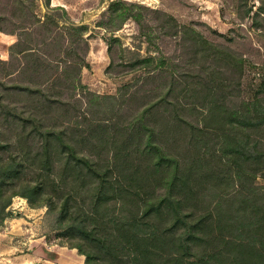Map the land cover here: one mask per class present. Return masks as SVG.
<instances>
[{
  "label": "trees",
  "instance_id": "1",
  "mask_svg": "<svg viewBox=\"0 0 264 264\" xmlns=\"http://www.w3.org/2000/svg\"><path fill=\"white\" fill-rule=\"evenodd\" d=\"M109 10L121 22L133 17L144 25L141 4L114 0ZM116 40H108L110 66ZM15 45L27 60L26 74L53 68L31 47ZM213 49L206 56L221 59ZM152 60L137 59L145 67ZM69 64L76 72L68 89L77 86L81 67ZM61 81L0 88V127L16 128L12 138L0 139V224L20 195L34 208L47 206L52 227L86 264H264V191L256 184L264 175L261 97L234 108L213 98L200 125L188 114L201 101L180 100L187 89L201 96L198 84L179 86L172 73L168 88L138 112L85 125L76 114L69 132L57 128L58 109L67 117L72 107L54 94ZM14 88L23 105L9 100ZM209 191L215 204L203 207Z\"/></svg>",
  "mask_w": 264,
  "mask_h": 264
},
{
  "label": "rangeland",
  "instance_id": "2",
  "mask_svg": "<svg viewBox=\"0 0 264 264\" xmlns=\"http://www.w3.org/2000/svg\"><path fill=\"white\" fill-rule=\"evenodd\" d=\"M47 1L0 0V88L41 82L50 86L60 78L54 94L58 97L60 93L72 107L67 117L58 109L57 128L75 130L71 121L76 114L85 125L90 119L106 121L119 113L126 117L129 111L138 112L168 88L172 73L178 74L179 86L191 81L198 84L201 96L187 89L180 100L188 105L201 101L199 109L188 114L200 125L213 98L224 97L233 108L256 97L264 100V0H124L145 7L144 25L133 17L122 22L120 17H111L114 0H49V6ZM164 18L168 24L162 28ZM113 37L118 39L119 52L110 66L108 40ZM205 40L215 48L208 47ZM18 41L53 68L26 74L27 60L18 53ZM210 49L221 59L206 56ZM142 57L153 60L145 67L137 61ZM134 61L138 64L131 66ZM69 63L81 66L77 86L70 89L68 79L76 69ZM212 84L216 86L213 92L209 90L213 86L208 88ZM13 90L9 100L23 105V95ZM15 129L12 125L0 127V139L12 138ZM256 184L264 191V175ZM213 193L209 191L203 207L208 200L210 206L215 204ZM23 205L34 210L25 214ZM9 209L12 214L0 224V232L12 237L6 235L3 240L18 243L21 253H29L27 241L38 239L34 241L36 254L27 264H86L85 256L68 246L67 236L52 227L47 206L34 208L17 195ZM13 218L18 220L12 226Z\"/></svg>",
  "mask_w": 264,
  "mask_h": 264
},
{
  "label": "crops",
  "instance_id": "3",
  "mask_svg": "<svg viewBox=\"0 0 264 264\" xmlns=\"http://www.w3.org/2000/svg\"><path fill=\"white\" fill-rule=\"evenodd\" d=\"M21 210H24V213L28 214L29 212H32L34 209L30 208V207H26L25 205H23V207H21ZM15 219H17V218H13L10 221L12 223L11 224L12 226L14 225L13 223H14ZM8 229H9V227H8ZM12 232H14V227H13ZM6 235L7 234L5 232H0V264H5V263L6 264H27L26 262L29 261L28 260L29 257L34 258L35 254H36L35 252L37 250V248L34 247L36 244L34 241H36L38 239L33 240L32 238H29V241H27V242H29V244H30V247L28 248L30 250V252L29 253H21V251H19V250H22L20 244H18V243L10 244L8 239L3 240ZM7 237H12V236L8 234ZM28 264H30V263H28Z\"/></svg>",
  "mask_w": 264,
  "mask_h": 264
}]
</instances>
